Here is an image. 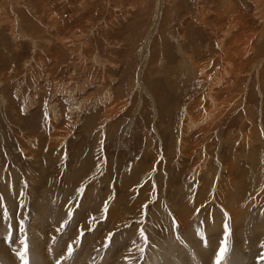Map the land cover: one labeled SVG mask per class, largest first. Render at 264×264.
<instances>
[{
  "label": "rangeland",
  "instance_id": "1",
  "mask_svg": "<svg viewBox=\"0 0 264 264\" xmlns=\"http://www.w3.org/2000/svg\"><path fill=\"white\" fill-rule=\"evenodd\" d=\"M22 241L264 264V0H0V264Z\"/></svg>",
  "mask_w": 264,
  "mask_h": 264
},
{
  "label": "snow or ice",
  "instance_id": "2",
  "mask_svg": "<svg viewBox=\"0 0 264 264\" xmlns=\"http://www.w3.org/2000/svg\"><path fill=\"white\" fill-rule=\"evenodd\" d=\"M105 208H107V204H105ZM145 210L147 211V206H145ZM105 218H107V217H105ZM90 219H94V218H90ZM64 223L66 224V223H68V221H65ZM63 226L64 225L62 224L61 227L63 228ZM225 227H227V226H225ZM20 230L21 231L24 230V225L23 224H20ZM83 235H84L83 230H81L80 238H82ZM112 235H113L112 233H109V236L105 238L106 240L109 241V243L111 242ZM140 235L143 236L144 232L141 231ZM21 245H22V248L17 253L18 258L20 259L21 264H29V259H28L29 247H28L27 241H22ZM105 246H108V245H105ZM67 251H68V256L70 257L72 255V252H73V248H72L71 245L68 246V250ZM227 251H228V248H227L226 244L224 246H221L219 254L217 256L216 264H221V261L224 259Z\"/></svg>",
  "mask_w": 264,
  "mask_h": 264
},
{
  "label": "bare ground",
  "instance_id": "3",
  "mask_svg": "<svg viewBox=\"0 0 264 264\" xmlns=\"http://www.w3.org/2000/svg\"><path fill=\"white\" fill-rule=\"evenodd\" d=\"M261 2H262V1H261ZM261 11H262V10H261ZM235 19H236V18H235ZM235 22H236V21H235ZM242 22H243V21H242ZM239 26H240V25H239ZM236 27H237V26H236ZM248 42H249V41H248ZM235 43H236V42H235ZM235 43L233 42V44H235ZM240 44H241V43H240ZM237 45H238V44H237ZM235 47H236V44H235ZM243 47H244V45H243ZM247 47H248V46H247ZM234 49H235V48H234ZM236 49H238V48H236ZM238 51H239V50H238ZM238 51L236 50V52H237L239 55H241V54H240L241 52H238ZM247 51H248V50H247ZM236 52H235V53H236ZM225 53H226V52H225ZM237 53H236V54H237ZM244 53H245V52H244ZM237 58H239L238 55H237ZM224 92H225V91H224L223 89L218 90V91H215L216 96H221V94L224 93ZM71 101H72V100H71ZM59 112H60V111H59ZM38 261H39V260H38Z\"/></svg>",
  "mask_w": 264,
  "mask_h": 264
}]
</instances>
